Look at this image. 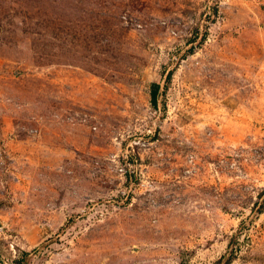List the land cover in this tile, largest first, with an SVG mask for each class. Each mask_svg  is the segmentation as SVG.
Returning <instances> with one entry per match:
<instances>
[{
	"label": "rangeland",
	"instance_id": "374dc122",
	"mask_svg": "<svg viewBox=\"0 0 264 264\" xmlns=\"http://www.w3.org/2000/svg\"><path fill=\"white\" fill-rule=\"evenodd\" d=\"M227 262L264 264V0H0V264Z\"/></svg>",
	"mask_w": 264,
	"mask_h": 264
},
{
	"label": "trees",
	"instance_id": "16d2710c",
	"mask_svg": "<svg viewBox=\"0 0 264 264\" xmlns=\"http://www.w3.org/2000/svg\"><path fill=\"white\" fill-rule=\"evenodd\" d=\"M158 89H159L158 85L156 84L152 85V90L150 92V103L154 107L156 106V102H157ZM23 254L26 255V253H23ZM226 264H228V262Z\"/></svg>",
	"mask_w": 264,
	"mask_h": 264
},
{
	"label": "built area",
	"instance_id": "2783aa9c",
	"mask_svg": "<svg viewBox=\"0 0 264 264\" xmlns=\"http://www.w3.org/2000/svg\"><path fill=\"white\" fill-rule=\"evenodd\" d=\"M125 19V18H124Z\"/></svg>",
	"mask_w": 264,
	"mask_h": 264
}]
</instances>
